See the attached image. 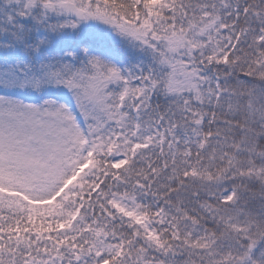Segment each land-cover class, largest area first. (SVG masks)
<instances>
[{
  "label": "snow or ice",
  "instance_id": "snow-or-ice-1",
  "mask_svg": "<svg viewBox=\"0 0 264 264\" xmlns=\"http://www.w3.org/2000/svg\"><path fill=\"white\" fill-rule=\"evenodd\" d=\"M0 264H264V0H0Z\"/></svg>",
  "mask_w": 264,
  "mask_h": 264
},
{
  "label": "trees",
  "instance_id": "trees-1",
  "mask_svg": "<svg viewBox=\"0 0 264 264\" xmlns=\"http://www.w3.org/2000/svg\"><path fill=\"white\" fill-rule=\"evenodd\" d=\"M153 102L154 103L156 102V98L155 97L153 98ZM160 103L163 104V98L162 97L160 98Z\"/></svg>",
  "mask_w": 264,
  "mask_h": 264
}]
</instances>
